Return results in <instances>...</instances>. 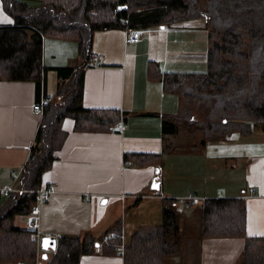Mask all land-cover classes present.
<instances>
[{
	"label": "trees",
	"instance_id": "16d2710c",
	"mask_svg": "<svg viewBox=\"0 0 264 264\" xmlns=\"http://www.w3.org/2000/svg\"><path fill=\"white\" fill-rule=\"evenodd\" d=\"M14 24L0 26V80L32 81L38 95L46 93L48 67L44 64L45 37L77 43L79 62L53 67L57 92L46 96L44 114L30 157L19 177L18 190L0 204V262L80 264L96 250V238L61 236L51 257H38L33 230L14 224L17 215H29L42 177L53 165L55 152L66 138L67 117L80 131L109 130L123 120L116 108L84 106V75L93 54L94 35L118 28L173 27L185 21L205 20L209 48L207 72L163 71L151 61L148 74L162 82L165 92L179 94L178 112L162 115V131L176 134L180 126H195L201 145L223 142L237 133H264V0H2ZM195 108L200 110L199 120ZM125 162L137 167L163 164L157 153H126ZM177 200H165L162 222L143 226L132 235L122 254L124 264H165L176 252L179 234ZM247 204L241 197L210 198L202 206V238H245L241 264H264V237L247 236ZM106 252L117 254L123 245L120 227Z\"/></svg>",
	"mask_w": 264,
	"mask_h": 264
},
{
	"label": "crops",
	"instance_id": "0c3cea01",
	"mask_svg": "<svg viewBox=\"0 0 264 264\" xmlns=\"http://www.w3.org/2000/svg\"><path fill=\"white\" fill-rule=\"evenodd\" d=\"M24 1L34 6L41 2ZM190 23L185 21L173 27L149 29L143 36L141 33L138 42L131 43L126 41L130 31L142 29L118 28L95 33L92 52L103 55L104 59L100 62L90 60L86 68L84 106L119 109L123 114L124 128L80 131L75 129L74 118L63 120L66 138L55 152L52 167L42 177L41 187L55 185V191L40 205L35 228L40 240L33 236L37 240L39 258L42 254L51 257L54 251L42 249L41 240L45 236H54L58 240L61 236L83 238L91 235L98 243L104 234L116 227L122 231L124 249L136 230L162 222L164 201L172 199L177 200L173 207L178 214L180 231L172 238L176 252L166 258L165 264H241L245 238L200 237L202 206L206 199L244 198L248 210L247 236L264 237V148H243L245 169L242 187L238 188L224 184L213 190L210 184L199 189L187 183L184 174L171 172L169 178L166 177L168 167L164 163L137 167L125 162L126 153H157L164 157L176 151L174 145L180 131L165 134L162 115L178 112L181 100L179 102L175 94L165 92L160 80L150 78L148 69L151 61H156L163 71H168L170 48H175L178 39L184 37ZM13 24L14 19L4 10L0 0V26ZM145 43L149 51L141 50ZM43 54L48 71L79 62L78 45L70 39L45 37ZM58 83L57 77L53 91L47 72L46 93L42 92L39 97L32 81L0 80V204L6 197L2 191L4 185L11 184L18 190L19 177L30 157L43 118L34 111V106L43 102L47 95L55 94ZM230 137L207 145H201L202 138L199 139L200 154L211 163L224 160L231 154L228 151ZM227 165L233 170L236 163ZM180 178L184 181L181 182ZM173 179L178 182L171 183ZM154 181L160 182V188L152 187ZM187 195L195 196L200 203L191 208L184 207L178 200ZM29 217L17 215L14 224L32 230ZM190 225L194 226V236L189 235ZM182 229L186 240H182ZM178 243L181 244L179 250ZM121 253L118 250L117 254H110L105 249L103 252L95 250L83 255L80 264H124Z\"/></svg>",
	"mask_w": 264,
	"mask_h": 264
},
{
	"label": "rangeland",
	"instance_id": "374dc122",
	"mask_svg": "<svg viewBox=\"0 0 264 264\" xmlns=\"http://www.w3.org/2000/svg\"><path fill=\"white\" fill-rule=\"evenodd\" d=\"M190 24L191 27L186 29L183 38L178 39V44L176 43L175 48H170L171 54L168 71L179 73L207 72L209 36L205 20L202 18L199 21H191ZM147 30L149 29L141 30L142 36ZM181 31L183 32L184 29H181ZM162 37L165 39V36ZM95 45L99 46L98 43H95ZM141 50L149 51V47L146 43L141 46ZM73 62L76 63L77 60H74ZM48 74L51 88L53 87L54 91V87L57 85L58 76L55 71H48ZM175 95L180 102V95ZM195 111V118L196 120H199L200 110L195 108ZM194 129L195 126L189 127L187 124L180 126V137H178V141L174 145V147H177L176 151H171L170 154L163 157V163L168 167V174H166V177L169 178L171 172H174L175 174H184L187 183H192V185L197 186L199 189H202L203 185L209 186L210 184L213 187V190L217 185L224 184L226 187H242V178L244 177L245 169V153L243 148L246 146H256L257 150L263 149L264 134L254 133L250 136H242L237 133L233 134L231 136L232 138L230 137L231 139H229L231 144L228 145V151L231 152V154L226 155L225 153L226 156L224 157V160H217V163L215 164L209 162L200 154L197 141L202 138V134L195 133ZM180 150L184 151L181 152ZM203 159L206 160L205 163ZM207 163H209V165L206 170ZM227 163H236V167L234 166L232 170L231 167H228ZM180 179L181 182L184 181L183 178ZM176 182H178L176 179L171 181V183ZM223 190L226 192V189ZM194 234V226L190 225L189 235L194 236ZM181 237L182 240H186L183 229ZM180 247L181 244L178 243L177 249L179 250Z\"/></svg>",
	"mask_w": 264,
	"mask_h": 264
},
{
	"label": "built area",
	"instance_id": "2783aa9c",
	"mask_svg": "<svg viewBox=\"0 0 264 264\" xmlns=\"http://www.w3.org/2000/svg\"><path fill=\"white\" fill-rule=\"evenodd\" d=\"M140 37H141V30H131L126 41L128 43L138 42L140 40ZM103 59H104L103 55L96 54V53H93L90 57V60L94 61V62H100ZM46 101L47 100L45 98L43 102L36 104L34 106V111L38 114L43 115L44 114V105L47 103ZM116 128L123 129L124 128V121L121 120L120 123L115 127L110 126L109 130L113 131ZM16 190L17 189H14L11 184H6L2 188V191H3L5 196H8L10 193H12ZM54 191H55V185H49L47 187H40L39 189L36 190L37 198H36V201L32 207L31 213L29 214L30 215L29 224L33 230V232L31 233L32 236H34V237L36 236L38 240H40L41 236L37 231H35V228H36V226H38V216L40 214V205L44 201L48 200ZM178 201L181 202L184 205V207H186V208H191V207L196 206L200 203L198 198H196L193 195H187V196L181 197ZM115 235H116L115 231H110V232H107L106 234H104L102 236L101 242H99V244L96 246V250L99 252H103V249H105V244H109L111 239ZM117 250L121 251L122 253L124 251L122 246H119L117 248ZM18 264H26V263L25 262H18Z\"/></svg>",
	"mask_w": 264,
	"mask_h": 264
},
{
	"label": "water",
	"instance_id": "95a60500",
	"mask_svg": "<svg viewBox=\"0 0 264 264\" xmlns=\"http://www.w3.org/2000/svg\"><path fill=\"white\" fill-rule=\"evenodd\" d=\"M152 187L156 189L160 188V182L154 181ZM41 247L43 250H55L57 248V239L54 236H45L41 240ZM44 257L47 258V254Z\"/></svg>",
	"mask_w": 264,
	"mask_h": 264
},
{
	"label": "bare ground",
	"instance_id": "6f19581e",
	"mask_svg": "<svg viewBox=\"0 0 264 264\" xmlns=\"http://www.w3.org/2000/svg\"><path fill=\"white\" fill-rule=\"evenodd\" d=\"M59 88V87H58Z\"/></svg>",
	"mask_w": 264,
	"mask_h": 264
}]
</instances>
